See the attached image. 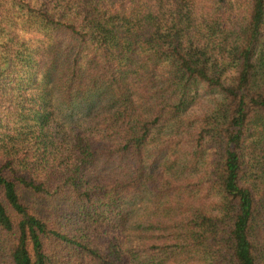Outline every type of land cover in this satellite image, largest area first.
<instances>
[{
  "label": "trees",
  "instance_id": "trees-1",
  "mask_svg": "<svg viewBox=\"0 0 264 264\" xmlns=\"http://www.w3.org/2000/svg\"><path fill=\"white\" fill-rule=\"evenodd\" d=\"M0 264H264V0H0Z\"/></svg>",
  "mask_w": 264,
  "mask_h": 264
}]
</instances>
